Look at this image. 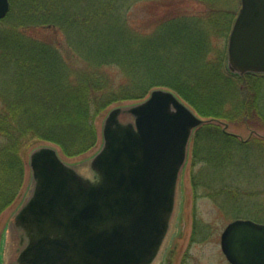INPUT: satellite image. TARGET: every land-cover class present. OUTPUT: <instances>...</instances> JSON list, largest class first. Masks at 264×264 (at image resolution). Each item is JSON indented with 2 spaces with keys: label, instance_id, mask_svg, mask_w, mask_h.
Segmentation results:
<instances>
[{
  "label": "trees",
  "instance_id": "16d2710c",
  "mask_svg": "<svg viewBox=\"0 0 264 264\" xmlns=\"http://www.w3.org/2000/svg\"><path fill=\"white\" fill-rule=\"evenodd\" d=\"M134 1L10 0L0 19V214L23 188L31 149L45 143L66 157L82 155L98 142L99 114L156 87L172 89L208 119L192 138L191 164L207 175L200 181L192 174L196 194L204 190L237 210L264 191V179L244 193L233 179L249 168L264 174V136L255 133L264 130V73L234 74L221 58L209 59L211 29L195 16H170L139 31L127 15ZM32 27L62 30L63 47ZM226 124L251 133L241 138ZM241 147L257 152L241 157Z\"/></svg>",
  "mask_w": 264,
  "mask_h": 264
},
{
  "label": "water",
  "instance_id": "95a60500",
  "mask_svg": "<svg viewBox=\"0 0 264 264\" xmlns=\"http://www.w3.org/2000/svg\"><path fill=\"white\" fill-rule=\"evenodd\" d=\"M10 0H0V19ZM227 69L264 73V0H242L230 31ZM208 119L172 89L153 88L113 106L101 145L80 164L56 146L28 153L30 184L8 223L7 264H158L172 231L195 128ZM221 249L231 264H264V223L235 218Z\"/></svg>",
  "mask_w": 264,
  "mask_h": 264
},
{
  "label": "rangeland",
  "instance_id": "374dc122",
  "mask_svg": "<svg viewBox=\"0 0 264 264\" xmlns=\"http://www.w3.org/2000/svg\"><path fill=\"white\" fill-rule=\"evenodd\" d=\"M232 4L235 7L234 13H227L228 10L225 8L228 7L231 10ZM239 6V0H135L128 9L127 15L134 26L141 32H149L160 20L170 16H195L205 21V23L208 22L211 30L208 36L210 51L207 57L214 60L221 58L222 65L226 68L228 36L234 20L233 17ZM210 20L216 22L215 25ZM223 22L224 25L220 26ZM200 29L202 32L209 31L207 26L205 28L200 27ZM30 32L39 38L55 41L63 47L65 36L62 30L56 29L55 31L43 27H32ZM134 102L124 101L120 104L112 105L97 116L95 124L99 132V139L90 151L76 157H66L60 154L61 157L69 163H83L101 145V124L108 110L113 106L128 105ZM223 123L225 124V122ZM226 128L228 131L238 133L244 139L251 133V129L245 126L236 127L232 124H226ZM255 133L264 136V130L255 129ZM2 140V137H0V142ZM192 143L193 139L189 143V156L182 173V197L178 216L180 219L183 216V220H180L178 225L176 224L177 237L172 239L169 246L172 254V256L169 254L171 261L169 263L166 260L164 264H182L183 261H186L185 264H230L221 249V232L235 218H249L264 223V191H262L263 189L260 190V196L243 197L246 198L244 199L246 204H244L243 208L237 210L227 206L222 207L206 196H199L195 199L192 192L191 175L194 174L196 178L201 177L200 181L206 179L204 177L207 175L199 173V169L202 168L201 164L194 166L191 164ZM238 152L241 157L247 155L252 158L257 150L253 147L249 149L241 147ZM30 178V168L27 160L23 188L14 202L0 214V264H7L8 258L11 256L13 244L8 223L27 192ZM233 179L242 182L239 183L241 186L239 191L241 193L246 191L253 192L255 184L262 183L264 174L263 171H260L255 175L249 168L238 172L233 176ZM253 181L255 182L253 183ZM203 191L200 190L199 193L202 194Z\"/></svg>",
  "mask_w": 264,
  "mask_h": 264
},
{
  "label": "flooded vegetation",
  "instance_id": "af4514ba",
  "mask_svg": "<svg viewBox=\"0 0 264 264\" xmlns=\"http://www.w3.org/2000/svg\"><path fill=\"white\" fill-rule=\"evenodd\" d=\"M231 3H233V2H231ZM239 4H240V6H239V8H238V10H237V12H236V14H235V16L233 17L234 18V20H233V23H232V27H233V25H234V22H235V20H236V18H237V16H238V13H239V11H240V9H241V7H242V0H239ZM233 10H235V7L233 6V4H232V8H231V12L232 13H234L233 12ZM231 27V28H232ZM192 176V175H191ZM182 178H181V181H180V198H179V202H178V209H177V213H176V218H175V221H174V225H173V228H172V231H171V233H170V235H169V238H168V240H167V243H166V245H165V247H164V250H163V252H162V255H161V257H160V259H159V262H158V264H164L165 262H166V260L170 263V261H171V257H170V255L172 256V254L170 253L171 252V250H169V246H170V244H171V242H172V239L173 238H175V237H177V232H176V224L178 225L179 224V222H180V220L182 221L183 220V216L181 217V219H180V217L178 216L179 215V211H180V207H181V197H182ZM192 192H193V197L196 199L197 197H199V196H202V195H200L199 193L198 194H196L195 193V191H194V189H193V187H192ZM193 238V237H192ZM169 251V252H168ZM167 254H168V257H167ZM170 254V255H169ZM167 262V263H168ZM185 262L186 261H183L182 262V264H185ZM168 263V264H169Z\"/></svg>",
  "mask_w": 264,
  "mask_h": 264
}]
</instances>
